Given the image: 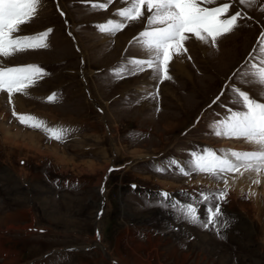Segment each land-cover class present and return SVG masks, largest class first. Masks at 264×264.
Instances as JSON below:
<instances>
[{
  "label": "rangeland",
  "instance_id": "obj_1",
  "mask_svg": "<svg viewBox=\"0 0 264 264\" xmlns=\"http://www.w3.org/2000/svg\"><path fill=\"white\" fill-rule=\"evenodd\" d=\"M119 1L113 0L102 10L86 0H42L40 16L21 25L17 35L52 29L46 41L49 46L0 58L8 66L33 64L45 71L28 89L29 95L15 94V112L31 114L54 130L64 128L66 132L62 141L46 139L41 129L20 123L7 94L0 93V264H112L108 258L117 264H264V180H260L264 172L225 174L227 196L219 203L228 223L218 226L219 232L186 220L177 208L154 199L158 190L181 191L187 195L180 194L181 199L193 203L206 218L200 193L225 190L223 181L204 173L185 176L174 166L163 172L156 168L162 163L167 166L171 159L189 161L190 150L196 148H211L222 155L229 149L256 147L244 139L217 137L210 125L226 115L224 107L238 108L232 102L233 85L264 101V87L239 79L248 54L259 47L264 0L251 4L233 0L221 18L241 11L245 15L238 20L239 26L204 50L196 48L189 37L184 42L187 52L180 55L188 74L183 77L168 66L172 79L162 82L152 77L151 70L124 78L110 71L131 58L147 57L134 42L146 27L144 17L129 22L115 35L98 30L104 21L118 19L114 11L124 7ZM226 2L213 0L202 6L212 8ZM125 31L132 33L122 37ZM74 33L108 38L81 37L92 46L101 44L99 50L88 49L76 42ZM211 51L214 55L209 58ZM251 55L249 62L259 63L256 54ZM227 80L229 86H225ZM163 87L169 90L164 92ZM222 91L224 95L213 103ZM52 94L55 98L49 100ZM209 104L213 106L210 113L199 119ZM19 136L40 151L50 150L49 157L28 151L31 159L22 160L23 151L6 144ZM110 166L116 169L109 171ZM236 177L240 178L233 187L230 183ZM251 177H260V183L246 184ZM66 182L68 189L60 187ZM145 195L151 202H146ZM100 206L103 215L99 219ZM116 237H123L126 246L117 244L108 250V241ZM96 238L105 254L99 248L82 251ZM70 247L80 251L49 254ZM43 255L46 258L38 260Z\"/></svg>",
  "mask_w": 264,
  "mask_h": 264
},
{
  "label": "snow or ice",
  "instance_id": "obj_2",
  "mask_svg": "<svg viewBox=\"0 0 264 264\" xmlns=\"http://www.w3.org/2000/svg\"><path fill=\"white\" fill-rule=\"evenodd\" d=\"M86 2L94 9L107 10L113 0H103V2L86 0ZM204 2L210 4L213 0H121L124 7L114 13L118 19H109L97 25V28L103 33L115 35L129 22L144 17L146 27L134 37V42L147 53V57L131 58L122 62L111 70L113 75L124 78L125 75L151 70L152 77L159 82L172 79L168 66L174 55L187 52L184 45L189 38L187 34H192L205 44L211 43L212 46H216L218 38L238 27V20L245 15L241 11H236L233 15L222 19L221 17L225 16L232 6L233 0H227L223 5L212 8L202 6ZM238 2L251 4L256 0H238ZM41 5L42 0H0V58H10L17 53L49 46L46 41L52 29L34 35H17L22 31L21 25L30 22L37 15ZM260 10L264 11V7ZM145 11L149 14L146 17ZM61 15L64 13L61 12ZM257 44L259 47L254 48L253 53L256 54L255 58L259 63L249 62L253 59L250 55L249 61H246L247 67L240 72L239 79L246 84L254 83L264 87V31L261 32ZM44 75H46L45 71L38 65L8 66L0 60V93H6L8 102L13 104L15 94L29 95L28 89ZM231 92L232 102L237 104L238 108L227 109L228 114L214 121L210 127L217 137L244 139L256 147L243 151L229 149L222 155H217L211 148H205L202 151L192 152V159L189 161L180 162L171 159L167 162V167L174 166L185 176L192 172L204 173L214 180L223 181L225 190L200 193L206 203L207 217L204 218L193 203L182 204L174 200L168 192L158 193L164 201L169 202L166 206L177 208L186 220L200 224L204 228L212 226L217 232L219 227H224L228 223L223 218L224 213L219 203L227 196L228 180L225 174L239 173L242 176L245 171L257 175L264 172V101H258L235 85L231 88ZM55 95L52 94L48 99L53 100ZM221 95L224 93L222 92ZM261 95L264 96V93ZM13 115L28 127L49 132L51 138L63 139L64 130L50 129L44 121L31 114L16 113L14 104ZM156 170L163 172L166 167L161 165ZM252 182L260 183L259 179H254Z\"/></svg>",
  "mask_w": 264,
  "mask_h": 264
},
{
  "label": "bare ground",
  "instance_id": "obj_3",
  "mask_svg": "<svg viewBox=\"0 0 264 264\" xmlns=\"http://www.w3.org/2000/svg\"><path fill=\"white\" fill-rule=\"evenodd\" d=\"M119 2H121V0L119 1ZM118 5H119V3H118ZM121 5V4H120ZM117 6V5H116ZM147 13V12H146ZM131 33H132V31H125L124 33H122L123 35H121L122 37H126V36H129V35H131ZM190 34V33H189ZM189 37H191L193 40H194V44L193 45H195V46H197L196 48H199V49H202V50H204V47H206L207 46V44H205L204 42H202V41H200V40H198V39H196L195 38V36H193L192 34H190V36ZM120 38V37H119ZM128 38V37H127ZM107 39V38H106ZM195 49V48H194ZM213 51V50H212ZM211 51V54H209V55H212L211 57H209V58H212L213 57V52ZM206 52V51H205ZM204 52V53H205ZM27 53H29V52H27ZM207 53V52H206ZM30 54H32V53H30ZM208 55V56H209ZM180 56V55H179ZM178 55H174L173 56V58H172V60H171V62L169 63V67L170 66H174V68L177 70V72H178V74L179 73H181V75L184 77L186 74H188V72H187V70H186V64L183 62L184 60V58L183 59H181V56L179 57ZM204 57H205V55H204ZM5 59V58H4ZM3 59V60H4ZM13 59V58H12ZM181 60H183V61H181ZM190 74V73H189ZM164 88V92L166 91L167 92V90H169V88H166V87H163ZM17 95V94H16ZM1 98V97H0ZM24 101V100H23ZM30 133V132H29ZM8 134V133H7ZM39 135V134H38ZM15 136V135H14ZM29 136V135H28ZM23 136H19V137H15L16 139L15 140H11V139H9L7 142H6V144L8 145V146H13L14 148H16V150L19 152H22V157L23 158H21L22 160H26V161H29L30 159H31V157H30V152L28 153V151H32V152H38V153H43V155H45V154H48V156L47 157H49V151H47L46 149V151L44 150V151H40V149H38V148H35V147H33V146H31L29 143H28V141L27 140H25V139H23L22 138ZM38 138V137H37ZM37 140H39V139H37ZM40 142V141H39ZM38 143V142H37ZM41 144V143H40ZM53 145V144H52ZM55 146V145H54ZM53 147V146H52ZM60 147V146H59ZM47 148V147H46ZM60 148H62V147H60ZM64 150V149H63ZM62 152V151H61ZM64 152V151H63ZM57 153V152H56ZM55 154V153H54ZM57 154H59V153H57ZM56 154V155H57ZM51 155V154H50ZM53 156H55V155H53ZM59 157V156H58ZM138 157H145V156H138ZM54 158V157H53ZM61 158V157H60ZM59 158V159H60ZM56 159V158H55ZM58 159V158H57ZM91 163H92V161H91ZM91 166V165H90ZM82 172V171H81ZM261 179L260 180H264L263 179V177H264V173L263 174H261ZM240 177H236V178H234V181H233V179H232V183H230V185H233V187H235V186H237V184H238V182H237V180L239 179ZM258 178H260V177H258ZM258 178H256V179H258ZM199 179V178H198ZM255 178H250V179H247V180H245L246 181V184H248V183H250V182H252V180H254ZM148 180H150V179H148ZM201 181V180H200ZM230 182H231V180H230ZM263 182V181H262ZM163 185V184H162ZM257 185V184H256ZM238 188V187H237ZM235 189V188H234ZM232 191H233V188H232ZM236 190H234V192H235ZM258 204H261V203H258ZM255 205V204H254ZM255 208L257 207V206H254ZM259 207H261V206H259ZM257 210H259V209H257Z\"/></svg>",
  "mask_w": 264,
  "mask_h": 264
},
{
  "label": "crops",
  "instance_id": "obj_4",
  "mask_svg": "<svg viewBox=\"0 0 264 264\" xmlns=\"http://www.w3.org/2000/svg\"><path fill=\"white\" fill-rule=\"evenodd\" d=\"M99 13H100V12H99ZM94 20H96V19H94ZM94 20H92V21H94ZM74 22H76V21H74ZM81 23H82V22L77 23V25H78V24H81ZM128 24H129V23H128ZM127 27H128V26H126V28H127ZM124 30H125V28L122 30V32H123ZM122 32H121V33H122ZM121 33H120V34H121ZM74 35L76 36V38H75V39H76V42L79 43V44L84 45L86 48L90 49V48H92V47H95V48H97L98 50L101 49V47H99L101 44L98 45V46H96V45H93V46H92V45L89 43V40H82L81 37H83L84 35H81V34H79V33H74ZM87 35H89V37H91V38H101V37H102V36L100 37V36L90 35V34H87ZM87 35L84 36V37H87ZM118 35H119V34H118ZM118 35H116L115 37H117ZM77 36H78V37H77ZM104 37L108 38L107 36H103L102 38H104ZM115 37H114V38H115ZM91 46H92V47H91ZM83 52H84V51H83ZM83 52H82V54H83ZM82 56H83V55H82ZM142 59H143V58H142ZM56 61H58V60H56ZM116 63H117V62H115L114 64H112L113 66H110V67H114ZM108 68H109V66H108ZM106 69H107V68H106ZM142 86H143V85H142ZM95 87H98V86H95ZM132 106H133V105H132ZM46 124H47V126H48V123H46ZM68 124H70V123L68 122ZM44 137H45V136H44ZM45 138L48 139V137H45ZM76 146H77V145H76ZM72 147H73V146H72ZM67 148H68V147H67ZM75 150H78V148H77V149H73V151H75ZM3 162H4V161H3ZM62 184H65V183H62ZM60 187H63V188L66 187V188L68 189L69 185H68V183L66 182V184H65L64 186H60ZM116 239L119 240L118 243H116V241H117ZM116 239H114V241H112V242H111V241H108V245H109V246H107V244H105V245L107 246V248H108V247H109V248L112 247V248L115 249V248H117V244H118V245H119V244H120V245H121V244H124V245L126 246V244H125L126 242L123 241V240H124L123 237H121V238L116 237ZM120 245H119V246H120ZM109 248H108V250H109Z\"/></svg>",
  "mask_w": 264,
  "mask_h": 264
},
{
  "label": "water",
  "instance_id": "obj_5",
  "mask_svg": "<svg viewBox=\"0 0 264 264\" xmlns=\"http://www.w3.org/2000/svg\"><path fill=\"white\" fill-rule=\"evenodd\" d=\"M83 250H89V249H88V248H84ZM65 251H67V250H65ZM65 251H64V252H65ZM60 252H62V251H60Z\"/></svg>",
  "mask_w": 264,
  "mask_h": 264
}]
</instances>
